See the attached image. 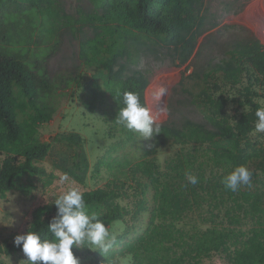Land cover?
<instances>
[{
	"label": "trees",
	"instance_id": "obj_1",
	"mask_svg": "<svg viewBox=\"0 0 264 264\" xmlns=\"http://www.w3.org/2000/svg\"><path fill=\"white\" fill-rule=\"evenodd\" d=\"M89 1L106 13L82 16L100 32L80 44L82 68L75 81L84 94V109L100 111L121 137L93 167V180H99L102 171L109 179L83 193L90 211L108 228L121 221L124 230L108 251L73 248L74 256L86 252L89 264H121L125 258H130V264H203L214 256L225 264H264V137L252 136L255 109L262 107L256 100L264 92V45L253 41L227 51L225 61L201 78L192 104L216 133L187 122L182 129L161 126L160 134L140 138L115 123L122 107L115 94L117 89L137 92L147 106L146 82L141 76L122 79L113 73V66L124 55L125 43L137 34L176 42L191 54L192 45L181 33L198 25L196 0ZM42 2L0 0V37L5 11L21 15L33 10L41 18H54L56 13ZM182 61L186 63L188 55ZM83 78L88 79L85 86H81ZM56 92L45 58L28 61L0 43V200L12 191L31 195L32 179L51 182L41 166L49 145L39 143L36 134L56 113L52 102ZM230 105L236 107L234 115L227 112ZM167 145L181 149L162 169L156 155ZM188 147L196 152H187ZM238 165L252 171V187L231 192L221 180ZM186 172L196 175L199 182L188 184ZM125 201L130 207L121 204ZM203 208H207L209 226L193 232L178 228L187 213ZM31 214L26 231L32 226L42 238H51L47 225L56 215L55 205L37 207ZM244 225L249 228L243 230ZM13 239L0 246V259L23 256Z\"/></svg>",
	"mask_w": 264,
	"mask_h": 264
},
{
	"label": "rangeland",
	"instance_id": "obj_2",
	"mask_svg": "<svg viewBox=\"0 0 264 264\" xmlns=\"http://www.w3.org/2000/svg\"><path fill=\"white\" fill-rule=\"evenodd\" d=\"M42 6L52 9L56 16L48 20L33 10H26L21 15L14 10L11 13L5 11L2 17V37L5 38L0 37V43L6 51L28 61L45 58L48 74L56 84L57 92L52 96L56 113L50 121L40 125L36 134L39 143L49 145V154L41 166L51 176V182L32 179L34 189L31 195L12 191L0 200V246L12 237L24 234L32 220V211L52 204L67 189V184L58 183L61 174L68 173L83 192L104 185L109 179L105 171L101 172L99 180L92 179L94 164L121 137L119 132L110 129L100 111L89 113L84 109V94L75 81L82 68L80 44L94 39L100 32L96 26L85 23L82 16H100L106 13V9L98 8L89 0H43ZM194 8L197 27L181 33L184 41L192 45L191 54L183 51L176 42L137 34L125 43L126 51L112 71L122 79L143 78L147 107L153 112L168 109L159 116L160 126L182 129L187 122H192L216 133L192 104L193 95L205 72L222 64L227 51L253 41L264 45V0H196ZM185 55H188L186 63L182 61ZM87 82L88 79L83 78L81 86ZM161 86L168 92L157 103L152 99V92ZM256 101L264 107V92ZM235 109V105H230L227 112L234 115ZM252 136L262 138L264 133L253 132ZM180 149V146L167 145L158 151L156 158L162 169ZM186 151L196 152L191 147ZM198 155H202L201 150ZM2 159L0 156V163ZM121 204L130 207L129 202ZM208 217L207 208L193 210L177 226L190 232L196 228L205 229L209 226L205 221ZM248 228V225L242 227L243 230ZM109 230L116 237L124 230V224L116 222ZM23 259V256H2L0 264H20ZM77 259L79 264H89L91 257L83 252ZM130 263V258L121 260V264ZM203 264L225 263L214 256L204 260Z\"/></svg>",
	"mask_w": 264,
	"mask_h": 264
},
{
	"label": "clouds",
	"instance_id": "obj_3",
	"mask_svg": "<svg viewBox=\"0 0 264 264\" xmlns=\"http://www.w3.org/2000/svg\"><path fill=\"white\" fill-rule=\"evenodd\" d=\"M167 92L166 87H158L152 92V99L159 103ZM115 95L122 104L116 124L140 138L147 139L161 133L159 116L167 113L168 109L153 112L141 103L137 92L117 89ZM254 115V133H264V107L256 108ZM252 176L247 166L238 165L222 178L221 183L226 190L238 192L242 187H252ZM185 178L191 185L199 182L191 172H186ZM58 183L68 187L52 202L56 215L47 225L51 238H42L40 231L32 226L24 234L16 235L13 244L21 249L25 257L20 264H79L73 248L106 252L115 243V233L109 230L97 213L90 211L77 182L68 173H63Z\"/></svg>",
	"mask_w": 264,
	"mask_h": 264
}]
</instances>
